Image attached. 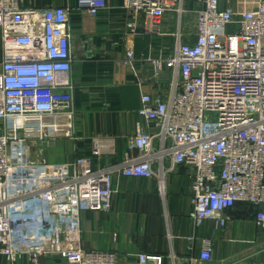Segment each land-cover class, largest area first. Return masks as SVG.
Here are the masks:
<instances>
[{
	"label": "built area",
	"instance_id": "obj_1",
	"mask_svg": "<svg viewBox=\"0 0 264 264\" xmlns=\"http://www.w3.org/2000/svg\"><path fill=\"white\" fill-rule=\"evenodd\" d=\"M23 2L0 0V256L10 264L23 258L43 264L46 256L65 264H116L113 252L83 247L81 215L111 211L116 173L151 178L152 166L165 159L192 170L195 226L212 221L225 228L229 211L245 202L264 234V0H237L240 9L223 8L222 0H124L128 38L161 35L167 14L194 13V40L182 43L178 32L172 52L158 58L126 51L130 70L151 69L139 84L152 82L155 93L142 98L138 114L154 132L137 124L131 142L138 156L127 154L121 169L96 170L91 157L50 163L41 153L65 135L47 119L63 116L70 124L73 117L71 100L59 93L72 87L70 12L35 13ZM78 2L91 16L104 4ZM164 74L167 87L159 82ZM103 140L93 139L92 156L108 150ZM212 251V241L202 240L197 264L209 262ZM137 260L163 264L161 256L138 254Z\"/></svg>",
	"mask_w": 264,
	"mask_h": 264
},
{
	"label": "crops",
	"instance_id": "obj_2",
	"mask_svg": "<svg viewBox=\"0 0 264 264\" xmlns=\"http://www.w3.org/2000/svg\"><path fill=\"white\" fill-rule=\"evenodd\" d=\"M236 1L228 4L222 0V7L242 8ZM103 2L94 16L80 7L78 0L23 2L25 10L35 13L54 7L70 12L72 87L59 93L71 100L73 117L70 124L63 116L45 123L58 124L65 133V139H57L50 147L54 163L91 157L94 170L121 169L127 154L136 158L131 138L137 124L145 133L154 132L153 124L139 116L138 110L144 96L154 95L155 86L152 82L140 86L139 80L150 78L151 69L143 65L130 70L123 62L126 51L132 48L137 57L158 58L172 52L178 32L182 43L194 40V13L167 14L160 25L161 35L128 38L124 0ZM187 7L194 9L192 3ZM2 59L0 33V65ZM159 82L167 87L169 74ZM66 125H70L69 130ZM94 138L107 139L103 141L108 150L100 157L91 154ZM152 170L151 178L115 174L111 211L81 215L84 248L113 252L116 264H138V254L161 256L163 264H197L201 241L210 239L212 257L205 264H264V234L253 223L255 210L250 204L237 202L229 211L225 228L216 227L212 221L195 226L189 219L192 170L176 166L170 159L160 166L154 164ZM41 262L65 264L58 256L43 257ZM0 264L10 263L0 256ZM16 264L29 263L23 258Z\"/></svg>",
	"mask_w": 264,
	"mask_h": 264
},
{
	"label": "rangeland",
	"instance_id": "obj_3",
	"mask_svg": "<svg viewBox=\"0 0 264 264\" xmlns=\"http://www.w3.org/2000/svg\"><path fill=\"white\" fill-rule=\"evenodd\" d=\"M58 140H60V139H65V136H62L61 138H57ZM57 139H55V140H53V141H50V145H48V146H44L43 147V151H41V153L43 154V157H44V159H46L48 162H50V163H54L53 162V158H52V156L50 155V153L53 151L52 149H50V147H52L53 145L52 144H54L55 143V141L57 140ZM48 149V150H47Z\"/></svg>",
	"mask_w": 264,
	"mask_h": 264
},
{
	"label": "bare ground",
	"instance_id": "obj_4",
	"mask_svg": "<svg viewBox=\"0 0 264 264\" xmlns=\"http://www.w3.org/2000/svg\"><path fill=\"white\" fill-rule=\"evenodd\" d=\"M16 123H20V121H19V122H16ZM50 132H51V133H55V129H54V128H51V129H50Z\"/></svg>",
	"mask_w": 264,
	"mask_h": 264
}]
</instances>
